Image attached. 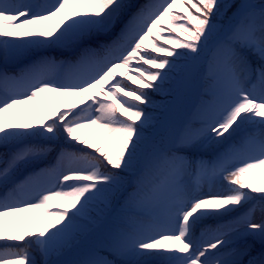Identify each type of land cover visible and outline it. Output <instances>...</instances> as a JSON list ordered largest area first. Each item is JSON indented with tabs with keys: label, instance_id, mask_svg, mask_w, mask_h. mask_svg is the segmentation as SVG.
Returning <instances> with one entry per match:
<instances>
[{
	"label": "snow or ice",
	"instance_id": "6c2138e0",
	"mask_svg": "<svg viewBox=\"0 0 264 264\" xmlns=\"http://www.w3.org/2000/svg\"><path fill=\"white\" fill-rule=\"evenodd\" d=\"M0 264H264V0H0Z\"/></svg>",
	"mask_w": 264,
	"mask_h": 264
},
{
	"label": "rangeland",
	"instance_id": "374dc122",
	"mask_svg": "<svg viewBox=\"0 0 264 264\" xmlns=\"http://www.w3.org/2000/svg\"><path fill=\"white\" fill-rule=\"evenodd\" d=\"M45 2H46V0H44ZM42 3H44V2H42Z\"/></svg>",
	"mask_w": 264,
	"mask_h": 264
}]
</instances>
